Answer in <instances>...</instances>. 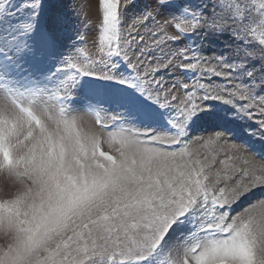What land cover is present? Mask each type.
<instances>
[{
    "label": "snow or ice",
    "instance_id": "obj_1",
    "mask_svg": "<svg viewBox=\"0 0 264 264\" xmlns=\"http://www.w3.org/2000/svg\"><path fill=\"white\" fill-rule=\"evenodd\" d=\"M97 4L100 71L71 61L66 66L76 73L69 76L72 85L83 89L81 77L95 81L86 97L92 105L89 113L98 126L109 130L108 147L120 146L118 160L102 150L99 138L82 136L63 106L57 132L48 131L44 121L51 117L36 103L43 89L26 84L31 69L25 71V61L55 56L61 21L56 18L41 30L40 0H26L15 12L24 9L29 20L9 25L15 13L9 10V0H0V93L10 101L0 104V172L26 178L32 185L0 203V229L15 239L0 253V264H264V220L258 235L253 219L238 222L225 214L226 206L245 188L264 186V171L253 175L246 166L229 164L238 155L235 149L223 148L219 134L202 144L214 146L215 156L221 151L233 153L221 158L219 167L215 156L202 167L199 156L192 159L186 151L146 146L179 145L198 119L215 115L214 109L189 103L175 118L169 115L175 98L162 99L163 85L155 76L159 66L149 63L150 72L135 70L134 37L125 39L121 31L120 0H97ZM208 10L211 20L206 19ZM191 11L194 31H228L249 54L264 55V34L256 38L257 29H264V0H210L204 12ZM173 30L194 35L179 27ZM229 71L245 72L231 66ZM245 74L253 83L251 71ZM249 91L254 90L235 89L233 95L247 100ZM69 98L67 92L57 97ZM101 116L111 123H102ZM157 124L165 131L154 132ZM206 168L215 169L213 185L207 184L211 174ZM221 181L227 193L224 187H215ZM98 252L108 255L98 260Z\"/></svg>",
    "mask_w": 264,
    "mask_h": 264
},
{
    "label": "rangeland",
    "instance_id": "obj_2",
    "mask_svg": "<svg viewBox=\"0 0 264 264\" xmlns=\"http://www.w3.org/2000/svg\"><path fill=\"white\" fill-rule=\"evenodd\" d=\"M25 2L26 0H9V10L15 13L7 21L9 25L23 24L29 20L24 9L15 12ZM209 2L210 0H120L121 31L125 39L134 37L131 46L136 53L132 55L135 70L150 72L149 63L159 66L160 70L155 76L163 85L162 99L175 98L169 115L175 118L189 103L210 105L215 113L211 118L206 115L203 119H198L179 145L146 146L157 147L164 152L186 151L191 154L192 159L199 156L203 161L201 166L204 167L215 153L214 146L205 148L202 144H209L219 134V142L223 148L235 149L238 155L235 161L227 162L237 166L247 165L246 168L251 169L255 175L264 171V55L259 51L249 54L246 47L238 46L228 31L219 34H214L207 28L194 31L191 10L204 12L205 5ZM40 3L42 14L37 23L41 30L46 24L51 26L56 18L61 21L55 56L49 54L46 58L41 56L25 61V71L31 69L26 84L43 89V97L38 98L36 103L46 109L47 116L51 117V120L45 119L46 127L49 132H57L58 113L63 106L69 114L68 119L75 120L76 130L82 136L99 138L102 150L118 160L120 146L114 144L111 148L108 147L109 130L98 126L96 117L89 113L92 105L86 97L89 95V87L95 81L81 77L85 82L83 89L72 85L69 76L76 73L66 66V61H71L82 68L87 64L89 71H100L96 63L100 59V53L95 42L97 28L101 23L97 0H40ZM162 3L165 6H161ZM211 18V10H208L206 19ZM174 27H179L186 33L194 32V35H178L173 30ZM262 34L264 29L258 28L257 40ZM137 55H140V62H137ZM185 55L187 60L182 59ZM239 61L244 63H238ZM141 62L144 67H141ZM229 66L244 69L245 72L251 71L250 79L253 83H249L245 72H231ZM56 67L62 68V71L55 72ZM33 75L36 79L30 78ZM69 85H72L71 88ZM245 87L254 90L247 93L249 99L242 100L239 95H233V90ZM66 92L70 95L69 99H57L65 97ZM205 95L214 99L205 100ZM4 97L6 98L0 93V104H10ZM37 112L39 114L38 109ZM100 119L102 123H111L104 116ZM153 131L161 133L165 129L162 124H157ZM59 132L63 134V129L59 128ZM228 155L233 153L221 151L219 156H215L217 167L219 160ZM205 156L209 157L208 160L204 159ZM206 172L211 174L207 184L213 185L215 169L206 168ZM215 187H224L226 193L229 191L223 181ZM28 188H32L28 179H17L10 177L6 171L0 172V203L15 199ZM225 214L238 222L253 219V228L259 235L260 222L264 220V186L252 184L245 188L232 204L226 206ZM14 244V236L0 229V253ZM259 251L258 248L257 252ZM107 255L108 253L98 252V260Z\"/></svg>",
    "mask_w": 264,
    "mask_h": 264
},
{
    "label": "bare ground",
    "instance_id": "obj_3",
    "mask_svg": "<svg viewBox=\"0 0 264 264\" xmlns=\"http://www.w3.org/2000/svg\"><path fill=\"white\" fill-rule=\"evenodd\" d=\"M5 98V97H4ZM3 99V98H2ZM5 100H6V98H5ZM3 101H4V99H3ZM210 136V135H209ZM245 159H246V157H245ZM248 161V160H247ZM250 161V160H249ZM251 164V163H250ZM245 166H247V165H245ZM251 170V169H250Z\"/></svg>",
    "mask_w": 264,
    "mask_h": 264
}]
</instances>
